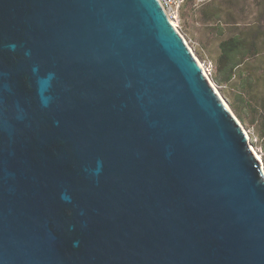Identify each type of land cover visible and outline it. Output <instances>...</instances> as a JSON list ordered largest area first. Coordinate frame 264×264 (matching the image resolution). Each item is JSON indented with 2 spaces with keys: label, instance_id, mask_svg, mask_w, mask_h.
<instances>
[{
  "label": "water",
  "instance_id": "1",
  "mask_svg": "<svg viewBox=\"0 0 264 264\" xmlns=\"http://www.w3.org/2000/svg\"><path fill=\"white\" fill-rule=\"evenodd\" d=\"M0 264H264V175L158 0H0Z\"/></svg>",
  "mask_w": 264,
  "mask_h": 264
},
{
  "label": "rangeland",
  "instance_id": "2",
  "mask_svg": "<svg viewBox=\"0 0 264 264\" xmlns=\"http://www.w3.org/2000/svg\"><path fill=\"white\" fill-rule=\"evenodd\" d=\"M172 22L247 133L264 168V0H211L202 6L187 0ZM235 36L242 38L239 61L243 62L240 71L249 92L246 96H239L234 81L223 83V74L215 69L219 44Z\"/></svg>",
  "mask_w": 264,
  "mask_h": 264
},
{
  "label": "trees",
  "instance_id": "3",
  "mask_svg": "<svg viewBox=\"0 0 264 264\" xmlns=\"http://www.w3.org/2000/svg\"><path fill=\"white\" fill-rule=\"evenodd\" d=\"M241 41V36H235L225 39L219 44L220 54L216 60L215 69L216 73L223 74V83L234 81V87L239 89V96H246L249 95V92L244 88V79H242L240 71L243 62L239 61L243 48ZM255 55L253 54V56ZM233 110L239 114L236 107H233Z\"/></svg>",
  "mask_w": 264,
  "mask_h": 264
},
{
  "label": "built area",
  "instance_id": "4",
  "mask_svg": "<svg viewBox=\"0 0 264 264\" xmlns=\"http://www.w3.org/2000/svg\"><path fill=\"white\" fill-rule=\"evenodd\" d=\"M209 1L211 0H194V4L196 6H202ZM158 2L169 20L172 22V20L178 15L180 9L185 5L187 0H158Z\"/></svg>",
  "mask_w": 264,
  "mask_h": 264
},
{
  "label": "bare ground",
  "instance_id": "5",
  "mask_svg": "<svg viewBox=\"0 0 264 264\" xmlns=\"http://www.w3.org/2000/svg\"><path fill=\"white\" fill-rule=\"evenodd\" d=\"M172 24H173V26L175 27V24H174V22H172ZM176 28V27H175ZM197 62L199 63V65L201 66V68H202V70H203V73H204V75H205V77L207 78V75H206V73H205V70H204V68H203V66L200 64V62L197 60ZM207 80L209 81V79L207 78ZM210 82V81H209ZM210 84L212 85V83L210 82ZM212 87L215 89V91L217 92V94L219 95V93H218V91L216 90V88L212 85ZM219 97H220V95H219ZM221 98V97H220ZM222 100V99H221ZM223 101V100H222ZM223 103L225 104V102L223 101ZM226 105V104H225ZM227 106V105H226ZM245 133V135L247 136V139H248V141H249V137H248V135H247V133L246 132H244ZM249 146H250V144H249ZM250 148H251V150L254 152V154H255V156L257 157V159L259 160V162H260V164H261V169H262V172H263V175H264V168H263V164H262V160H261V158L259 157V155L254 151V149L250 146Z\"/></svg>",
  "mask_w": 264,
  "mask_h": 264
}]
</instances>
